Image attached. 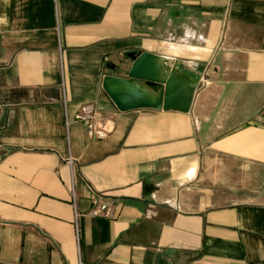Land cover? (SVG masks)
Segmentation results:
<instances>
[{"label": "crops", "instance_id": "0c3cea01", "mask_svg": "<svg viewBox=\"0 0 264 264\" xmlns=\"http://www.w3.org/2000/svg\"><path fill=\"white\" fill-rule=\"evenodd\" d=\"M145 52L197 84L188 113L109 101L103 78ZM17 91L0 264H264V0H0V94ZM90 104L103 141L72 121ZM95 197L112 219L85 215Z\"/></svg>", "mask_w": 264, "mask_h": 264}, {"label": "water", "instance_id": "95a60500", "mask_svg": "<svg viewBox=\"0 0 264 264\" xmlns=\"http://www.w3.org/2000/svg\"><path fill=\"white\" fill-rule=\"evenodd\" d=\"M196 88L197 84L188 76L147 52L132 61L127 78L106 76L102 80L103 92L121 113L136 110L188 113Z\"/></svg>", "mask_w": 264, "mask_h": 264}, {"label": "built area", "instance_id": "2783aa9c", "mask_svg": "<svg viewBox=\"0 0 264 264\" xmlns=\"http://www.w3.org/2000/svg\"><path fill=\"white\" fill-rule=\"evenodd\" d=\"M72 121L81 124L88 135V137L94 141H103L108 138L113 127L110 122L105 121L102 116L101 109L96 104H90L82 106L73 116ZM66 126H69V120L66 117ZM74 198V195H73ZM75 208V207H74ZM92 218H113V204L107 202L104 198L95 197L91 201V207L85 214ZM82 214L78 213L74 209L73 229L75 233V239L79 240L80 228L79 217Z\"/></svg>", "mask_w": 264, "mask_h": 264}, {"label": "rangeland", "instance_id": "374dc122", "mask_svg": "<svg viewBox=\"0 0 264 264\" xmlns=\"http://www.w3.org/2000/svg\"><path fill=\"white\" fill-rule=\"evenodd\" d=\"M21 101V100H27V93L25 91H17V92H11V93H6V94H0V116L2 113L3 107L5 105V103L9 102V101ZM29 102H34L36 103V101L34 100H30Z\"/></svg>", "mask_w": 264, "mask_h": 264}]
</instances>
